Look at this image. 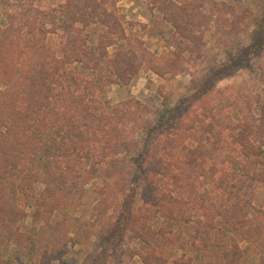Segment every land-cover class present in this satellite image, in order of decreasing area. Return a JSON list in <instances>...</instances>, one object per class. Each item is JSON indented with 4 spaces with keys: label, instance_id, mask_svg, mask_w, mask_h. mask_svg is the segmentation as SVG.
Wrapping results in <instances>:
<instances>
[{
    "label": "trees",
    "instance_id": "16d2710c",
    "mask_svg": "<svg viewBox=\"0 0 264 264\" xmlns=\"http://www.w3.org/2000/svg\"><path fill=\"white\" fill-rule=\"evenodd\" d=\"M119 1L0 0V264L9 246L33 264L54 247L53 260L69 264L61 245L80 205L92 213L98 264H125L126 237L144 246L132 251L142 264H192L195 252L197 264H264L241 246L264 241V210L244 197L264 184V37L256 82L237 87L235 118L219 117L203 94L202 113L158 131L161 111L132 96L113 102L110 86L143 70L177 76L211 23L245 31L246 16L225 1L150 0L175 28L166 44L176 50L159 53L128 31ZM93 262L88 254L80 264Z\"/></svg>",
    "mask_w": 264,
    "mask_h": 264
},
{
    "label": "rangeland",
    "instance_id": "374dc122",
    "mask_svg": "<svg viewBox=\"0 0 264 264\" xmlns=\"http://www.w3.org/2000/svg\"><path fill=\"white\" fill-rule=\"evenodd\" d=\"M219 1L236 5L238 6L235 7L237 9L236 13L238 15L245 14V31L235 27L236 23L234 24V22L231 26L221 24L218 28L211 23L210 28L205 33L206 44L203 46L202 52L189 56L190 60L187 63V70L175 77L168 78H162L151 71L143 70L128 85H111L108 91V98L113 102H119L132 96L142 101L143 104H149L155 111H161V120L155 126L158 131H163L167 128V119H170L174 124L182 117L190 119L189 114L193 110L202 113L204 107H201L200 101H196V99L202 97L203 94H206V96L202 104L210 105L216 114L221 110L222 113L230 114L235 118L237 110L234 98L237 87L239 85H251L257 80V66L260 59L259 44L263 40L264 29L262 21L259 20L257 24L254 22L264 14V0ZM152 7L150 0H120L117 3V8L125 19L128 31L137 34L152 51L163 53L168 49L176 50L175 44L171 46L166 44L167 39L173 34L175 28L166 23L162 18L161 12ZM226 9L229 11L231 7L228 6ZM3 23L4 17L0 12V25ZM230 29L231 32H229ZM225 30H228V33H225ZM114 49V47L110 48L111 51ZM217 80L220 81L216 82ZM160 86H164V92L170 96L168 105L163 101V95L159 90ZM250 88L252 89L253 87ZM208 92L210 94H207ZM218 116H221V112ZM151 128L150 126L143 131L142 149H144L149 136V129ZM233 132L232 130L227 131L226 137L231 138L229 134H234ZM255 183L251 185L245 196L244 193L242 194L247 199H251L254 205L264 210V184ZM89 187L92 190L93 185ZM137 200H139V192ZM75 209L73 211V213L75 212V218L72 221L69 234L70 238L64 240L61 245L67 249V257L65 258H67L66 260L69 264H80L82 259L89 254L92 261L94 260L93 264H98L96 255L101 250L97 246L98 240L96 235H94L95 227L87 222V219L89 220L92 217V213L86 206L80 205ZM28 221L30 222V219ZM75 231L79 232L77 234L79 238L76 239V242L71 240L72 237H76ZM188 231L189 228L185 225L176 227V232L185 239L189 237ZM58 236L55 238L57 239ZM125 239V247L122 251L124 253V263L142 264L138 256L132 255V251L144 250V246L138 239H130L128 237ZM241 246L249 262L255 263L261 257H264V241L251 243L243 240L241 241ZM190 249L193 250L189 241L186 251L190 252ZM2 251L6 261L5 264H33V261H29V258L20 256L17 248L9 246ZM54 251L55 248L53 247L44 264H59L58 260H53L58 254V251ZM178 253L181 255L182 250H179ZM195 254L198 253L195 252ZM195 254H187L186 256V258L191 257L193 259L192 264L200 263V260L196 261ZM7 258H10V261ZM211 259H213L212 254ZM206 261L210 262V259L203 260L201 263L204 264Z\"/></svg>",
    "mask_w": 264,
    "mask_h": 264
}]
</instances>
